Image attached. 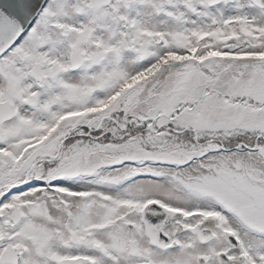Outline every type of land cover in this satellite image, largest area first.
Returning a JSON list of instances; mask_svg holds the SVG:
<instances>
[{
    "label": "snow or ice",
    "instance_id": "6c2138e0",
    "mask_svg": "<svg viewBox=\"0 0 264 264\" xmlns=\"http://www.w3.org/2000/svg\"><path fill=\"white\" fill-rule=\"evenodd\" d=\"M0 264H264V0H0Z\"/></svg>",
    "mask_w": 264,
    "mask_h": 264
}]
</instances>
